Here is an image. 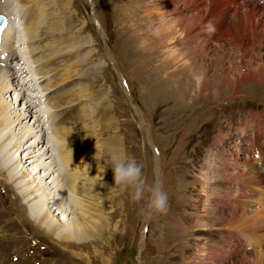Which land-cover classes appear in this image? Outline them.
<instances>
[{
  "label": "rangeland",
  "instance_id": "1",
  "mask_svg": "<svg viewBox=\"0 0 264 264\" xmlns=\"http://www.w3.org/2000/svg\"><path fill=\"white\" fill-rule=\"evenodd\" d=\"M228 1L219 3L226 7L234 5L236 9V4ZM148 2L69 0L68 17L74 31L80 29L84 39V44H80L84 49L79 54L89 59L85 63L86 76H91L93 89L103 92L106 98L102 96L106 102L102 100L101 105L109 112L107 119L102 120L105 130L100 138H116L120 153L143 165L146 184H156L167 192V213L146 220L141 215L146 201L134 202L128 192L120 190L104 231L82 243L59 241L54 235L56 231L49 232L30 216L35 214L39 202L29 203L20 193L25 186L7 180L13 169L5 171L1 166L6 159L9 161L6 153V158L0 157V264H264V255L257 253L264 250V243L255 244V238L245 242L239 235L248 226L259 229L258 235L264 237L262 223H247L243 227L244 223L234 224L231 219L244 206L237 201H246L239 198L251 189L237 179L238 175L247 169L264 173V148L260 144L264 138V1L256 3L259 9L254 13L249 9L243 11L252 20L254 31H240L239 22L231 27L232 20L228 26L230 18L226 15L225 25L215 23L222 29L214 35L207 34L213 38L207 47L192 53L189 45L182 48L177 43L176 49L187 55V61L179 67L165 63L167 55L161 54L162 45L157 44L146 14L152 1ZM177 2L183 9V1ZM188 10L183 13L184 19L192 14ZM175 30L188 29L177 25ZM14 60H9L5 67L15 68L10 67ZM87 65H93L96 74ZM15 75V90L2 97L15 104L18 109L14 112L20 113L25 100L19 99L15 82L21 77L19 73ZM203 79L206 87L202 86ZM109 115L112 122L107 121ZM30 116L26 120L28 128L37 118ZM250 135L254 136V148H263L261 151L259 147L261 155L257 150L259 161L246 157ZM22 143L26 148L30 137ZM36 149H21L17 155L22 162L25 158L34 159L26 154H37ZM21 168L28 176L32 174L30 179L33 177V166L25 164ZM40 174L33 177L34 185L48 186L57 175L54 172L39 181ZM261 189L250 191L257 194L254 202L263 196L264 185ZM246 205L250 209L258 206L257 202ZM48 206L51 220L66 225V213L57 215L53 204ZM30 238L42 244L39 251L11 261V254L21 256L27 251ZM251 242L253 246L248 247Z\"/></svg>",
  "mask_w": 264,
  "mask_h": 264
},
{
  "label": "bare ground",
  "instance_id": "2",
  "mask_svg": "<svg viewBox=\"0 0 264 264\" xmlns=\"http://www.w3.org/2000/svg\"><path fill=\"white\" fill-rule=\"evenodd\" d=\"M148 1L152 2H148L146 14L159 41L157 44L162 45L161 54L165 53V57L167 55L168 59L166 58L165 63L168 65L174 63L178 66L187 61L185 60L187 55L185 57V54L176 49L177 43L181 44L182 48L183 45H189L192 53H196L198 48L207 47V44L213 42L211 40L213 38L207 37V34L214 35L219 32L222 28H218L219 25L215 23L225 25L227 22L223 18L226 15L230 18L228 26L232 20L231 27H234L235 22H239L240 31H254L252 20L243 11L246 12V9H249L250 13L256 12L259 9L256 7L258 6L256 3H262L264 0H253L254 2L251 0L228 1L231 4H236V9L232 7L234 5L226 7L219 3L223 0H181L183 1V9L178 7V0ZM13 2L20 8L21 25L18 23L17 29L16 14L13 17L11 0H3L0 7L1 9L4 5L0 14L6 18V24L0 30L1 50L4 52L3 67L0 61V157L6 158V155L9 154V161L6 159L8 163L5 161L1 166L5 171L13 169L11 170L12 173L9 172L7 180L14 184L17 183L20 185L19 187L25 186L26 189L23 188L26 192L20 188L22 191L20 193L25 194L22 195L25 200L31 201V204L35 205L39 202L35 214L30 213L34 221L44 226L49 232L56 231L54 235L59 241L82 243L95 238L106 229L108 216L116 207L115 201L120 194V189L112 187L114 183L113 173L110 168L103 172L104 159L101 158H106L111 153H120L119 141L114 137L111 140L100 138L101 132L105 130L102 120L107 119L106 116L109 111L106 108L102 109L101 104L106 99L104 93L93 89L95 87L89 81L91 76H86L85 63L89 59L88 56L83 57L79 54L84 49L83 45L80 46L84 39L80 36V29L74 31L70 24V17H68L69 0H13ZM188 9H191L192 14L186 22L187 19H184L183 13L188 12ZM230 11L231 14L229 15ZM239 11L243 13L240 15ZM209 21L215 24V30L211 33L205 28ZM177 25L188 30H175ZM16 31H18L17 38L15 37ZM199 34H202L203 37L201 38ZM243 36L240 40H243ZM23 48L25 50L21 51ZM19 50L20 52H17ZM138 54L141 55L139 52ZM199 54L201 56L202 52ZM25 55L31 59L34 69L32 77L27 76L25 71L23 72V56ZM12 58H15L12 61L15 62L12 63L15 65L11 64L10 67L15 66V68L8 69L5 66ZM92 66L88 67L90 71L94 70L95 73ZM18 73L21 78L15 82L16 89L19 99L25 100L20 113L14 112V109H18L15 104L6 102L2 97L4 93H8L12 89L15 90L12 83L17 78L15 74L18 75ZM33 79H36L40 88V97L44 96L42 103H44L45 108H42L41 103H37V94L24 93V91L33 93L36 91ZM202 86H207L204 79ZM30 95L32 98L29 97ZM30 114L37 115V118H35L33 125L28 128L26 127V120L31 117ZM38 114L41 117H38ZM44 115H47V127L42 126L41 123V120L45 118ZM107 121L112 122L110 115ZM111 122L107 123L110 124ZM33 127L35 129H32ZM45 127L47 130L43 131ZM29 137L30 143L24 148L22 141L26 138L29 139ZM257 147L261 155L264 146H262L263 148ZM27 148L30 150L37 148L38 153L32 155L33 152H29L26 154L27 158L30 156L34 159L27 160L25 158V161L22 162L17 152ZM246 148V157L251 161L248 146ZM260 158L261 156H259ZM259 159L257 160L259 161ZM25 164L27 167L33 166V177L42 172L43 175L40 174L42 177H38L39 181H44L54 172L57 173L56 178L50 181L48 186L44 183L43 185H34L32 180L34 178H29L32 174L28 176V173L21 168ZM242 165L248 166V164ZM243 167L245 169V166ZM159 174H161V170ZM204 175V178H207V173L204 172ZM262 175L264 176V173L261 174L257 170L249 171V169L238 175L237 179L250 185L251 189H249V193L245 192L239 198V200L245 199L246 201H237L238 205L244 206H241L240 212L231 216V219H234V222L232 221L234 224L244 223V227L247 223H253V225L254 223H262L264 226V193L262 192L263 196H259L258 201H255L258 204L256 208L246 207L248 202L255 203L257 194L250 192L252 188L253 191H262L261 188L264 185ZM203 182L205 184L208 181L206 179ZM39 191L41 193H36ZM31 196H33L32 199H30ZM40 203L42 204L40 205ZM48 203L53 204L54 212H57V215L66 213L64 215L67 221L66 225H59L56 220H51L49 217L50 206L47 207ZM65 204L68 210L64 209ZM246 227L247 231L245 230L244 234H239L245 239V242H250L252 238H255V240L257 239L255 244L263 246L264 237H261V234L258 235L257 230L259 229H253V226L251 229ZM252 242L249 243L248 247L253 246L254 243ZM257 253L264 255V250ZM254 258L260 259L259 255H255Z\"/></svg>",
  "mask_w": 264,
  "mask_h": 264
},
{
  "label": "clouds",
  "instance_id": "3",
  "mask_svg": "<svg viewBox=\"0 0 264 264\" xmlns=\"http://www.w3.org/2000/svg\"><path fill=\"white\" fill-rule=\"evenodd\" d=\"M205 28L211 33L215 30V25L209 21ZM101 159H104L103 172L110 168L113 173L112 187L128 192L134 202L146 201L141 209V215L146 220L167 213L169 207L167 192L156 184H146L143 178V165L138 163L135 158L126 153H111Z\"/></svg>",
  "mask_w": 264,
  "mask_h": 264
},
{
  "label": "snow or ice",
  "instance_id": "4",
  "mask_svg": "<svg viewBox=\"0 0 264 264\" xmlns=\"http://www.w3.org/2000/svg\"><path fill=\"white\" fill-rule=\"evenodd\" d=\"M3 18L2 17H0V20H2Z\"/></svg>",
  "mask_w": 264,
  "mask_h": 264
}]
</instances>
